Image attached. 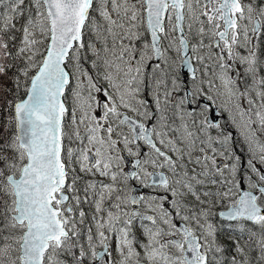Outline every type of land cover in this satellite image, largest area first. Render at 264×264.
Masks as SVG:
<instances>
[{"label": "snow or ice", "instance_id": "obj_1", "mask_svg": "<svg viewBox=\"0 0 264 264\" xmlns=\"http://www.w3.org/2000/svg\"><path fill=\"white\" fill-rule=\"evenodd\" d=\"M0 264H264V0H0Z\"/></svg>", "mask_w": 264, "mask_h": 264}]
</instances>
